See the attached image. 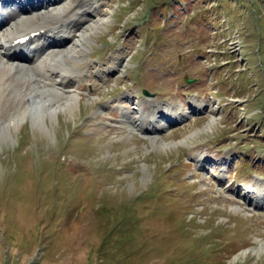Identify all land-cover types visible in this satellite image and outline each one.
Wrapping results in <instances>:
<instances>
[{
    "label": "rangeland",
    "instance_id": "obj_1",
    "mask_svg": "<svg viewBox=\"0 0 264 264\" xmlns=\"http://www.w3.org/2000/svg\"><path fill=\"white\" fill-rule=\"evenodd\" d=\"M115 1L83 65L130 58L124 73L97 90L87 81L74 110L41 123L29 112L0 132V264H264V206H249L264 188V0ZM149 89L173 108H203L161 143L103 127L102 103L125 94L138 101L122 104L152 113ZM151 185L150 199L132 200Z\"/></svg>",
    "mask_w": 264,
    "mask_h": 264
},
{
    "label": "bare ground",
    "instance_id": "obj_2",
    "mask_svg": "<svg viewBox=\"0 0 264 264\" xmlns=\"http://www.w3.org/2000/svg\"><path fill=\"white\" fill-rule=\"evenodd\" d=\"M92 1L98 9L93 10V3L87 8L78 7V12L74 15L75 20L61 28L54 27L51 19H56L60 13L70 14L75 6L73 0L68 3L66 0H0L1 134H9L12 126L25 119L29 112L33 113L36 122L41 123L48 115H54L60 109L74 110L77 105L80 106L83 96L78 91L83 88L84 77L80 72L82 68L78 69L77 65L89 49V44L86 43L90 42L91 34L100 27L105 18L104 15L98 18L103 1ZM41 28H47V33L31 47L12 46L16 38ZM122 66L119 60L108 70L121 71ZM88 97L92 100L98 98V95L88 93ZM129 100L131 97L128 94L125 99L119 100L121 119L112 124V120L108 118V125L112 126V129L127 125L131 134L139 131L149 136L152 141L155 140V143L164 141L159 136L162 130L171 128L179 120L192 115V111L181 108L185 107L183 105L173 108L165 102L156 103L157 100L154 99L152 100L155 104L151 103V107H159L150 115L145 109H132L129 103L122 104L123 101ZM10 104L14 110L12 116L6 120L2 118V113L8 110ZM192 105L196 111L203 108V103L197 99L192 100ZM101 108L104 112L105 107ZM133 111L136 114H132ZM213 116L211 122L214 121ZM159 138L162 141L159 142ZM199 161H203V158ZM202 166L206 169L204 163ZM254 189L257 197L251 203L264 206V188L261 186Z\"/></svg>",
    "mask_w": 264,
    "mask_h": 264
},
{
    "label": "trees",
    "instance_id": "obj_3",
    "mask_svg": "<svg viewBox=\"0 0 264 264\" xmlns=\"http://www.w3.org/2000/svg\"><path fill=\"white\" fill-rule=\"evenodd\" d=\"M153 194H154V189L153 188H151V189H149L148 191H146V192H144L143 194H141V195H138V196H136V197H133L132 198V200L133 201H138L139 199H140V201H142L145 197H148L149 199L153 196ZM144 201H146V200H144ZM147 202V201H146ZM133 209L134 208H136V209H134L136 212H137V210H138V208H137V206H134L133 205V207H132ZM141 209H143V207L141 206ZM109 237H111V234L109 235ZM112 237H115V236H112ZM111 237V238H112ZM188 237H192V238H194V236L193 235H190V236H188ZM108 240V239H107ZM197 240V239H196ZM144 242V245L148 242L147 241V238H146V240L145 241H143ZM104 243H106V239H105V241L103 242V244L102 245H99V247H98V250H97V253L99 254V255H101V253L102 252H104V251H106V249L107 248H104L103 247V245H104ZM94 245V244H93ZM116 245V243H112L111 244V248H114V246ZM100 246H102V247H100ZM115 249V248H114ZM94 249H91V253L92 252H94L93 251Z\"/></svg>",
    "mask_w": 264,
    "mask_h": 264
}]
</instances>
